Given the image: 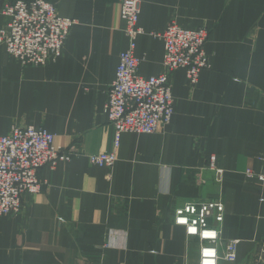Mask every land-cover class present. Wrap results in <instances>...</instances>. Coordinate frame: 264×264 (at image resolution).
Instances as JSON below:
<instances>
[{"label": "crops", "instance_id": "0c3cea01", "mask_svg": "<svg viewBox=\"0 0 264 264\" xmlns=\"http://www.w3.org/2000/svg\"><path fill=\"white\" fill-rule=\"evenodd\" d=\"M49 1L77 22L46 66H23L0 45V137L45 129L73 158L41 169V191L0 217V264H198L201 244L174 213L214 199L225 204L224 243L241 242L237 261L219 264H264V182L247 176L264 165V0H141L142 76L164 73L153 34L172 21L209 30L211 68L196 87L184 70L173 74L172 122L123 134L112 168L90 157L115 151L105 105L129 46L121 0ZM9 20L0 14V30Z\"/></svg>", "mask_w": 264, "mask_h": 264}, {"label": "built area", "instance_id": "2783aa9c", "mask_svg": "<svg viewBox=\"0 0 264 264\" xmlns=\"http://www.w3.org/2000/svg\"><path fill=\"white\" fill-rule=\"evenodd\" d=\"M120 5L129 46L120 55L105 105L114 129L115 151L90 157L93 165L105 168L115 165L123 134L151 135L172 122L175 114L172 79L176 71L184 70L191 86L196 87L201 73L211 67L205 51L207 28L189 30L172 21L162 35L153 34L165 45L164 73L142 76L141 60L136 56L137 40L145 33L139 26L141 0H121ZM0 14L10 19L0 30V45L23 66H46L57 60L77 22L61 17L56 4L49 0H19L1 7ZM72 158L73 151L57 148L55 135L45 129L15 127L8 136L0 137V217L19 214L23 197L41 191V169ZM210 167L220 172L215 157L211 158ZM247 176L264 182V165L261 173L248 170ZM224 221L225 204L221 199L187 202L174 213L175 225L184 228L188 238L197 239L201 244L198 264L237 261L241 242L224 243Z\"/></svg>", "mask_w": 264, "mask_h": 264}, {"label": "rangeland", "instance_id": "374dc122", "mask_svg": "<svg viewBox=\"0 0 264 264\" xmlns=\"http://www.w3.org/2000/svg\"><path fill=\"white\" fill-rule=\"evenodd\" d=\"M207 32H208V39H209V33H210V32H209V30H208V29H207ZM208 39H207V42H208ZM206 44H207V43H206ZM207 56H208V55H207ZM208 58H209V57H208ZM210 68H211V67H210ZM210 68H208V69H210ZM208 69H207V70H208ZM210 168H211V167H210ZM214 171H216V170H214ZM218 173H221V171H220V172H218ZM219 175H220V174H219ZM174 224H175V223H174Z\"/></svg>", "mask_w": 264, "mask_h": 264}]
</instances>
